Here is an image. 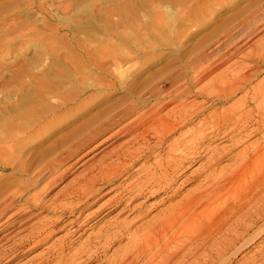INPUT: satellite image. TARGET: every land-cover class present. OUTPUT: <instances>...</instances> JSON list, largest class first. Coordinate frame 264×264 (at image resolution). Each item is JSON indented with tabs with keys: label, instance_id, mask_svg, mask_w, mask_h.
<instances>
[{
	"label": "rangeland",
	"instance_id": "374dc122",
	"mask_svg": "<svg viewBox=\"0 0 264 264\" xmlns=\"http://www.w3.org/2000/svg\"><path fill=\"white\" fill-rule=\"evenodd\" d=\"M263 49L264 0H0V183H12L1 191L6 188L15 191L18 185L26 183H33L34 186L24 192L16 201L19 202L12 204L13 208L10 206L0 218V264H113L114 260H118L129 241L127 235L120 239L113 237L115 232L119 229L139 233L141 230L137 228L142 222L156 218L158 214L187 199L200 185L198 189L205 188L211 180L204 178V172L210 166V160L216 156L222 157L215 165L216 173L219 174L222 168H230L236 153L231 139L240 138L239 132H227L223 138L220 135L219 139L204 142L201 157L182 162L176 176L171 178V185L165 190L142 193L131 189V184L146 180L141 170L143 165L149 167L156 160L168 157L166 144H163L150 155L142 156L128 169H121L118 177L107 183L96 182V192L83 197L82 203L77 204L78 200H74L66 208L53 205L65 203L71 191L86 182L92 169L110 162L113 155L121 151L140 130L139 121L133 124V119L148 111L144 120V126L148 127L152 122L150 116L154 106L160 102L180 100L182 97L177 96L181 89L192 86V91L182 99L195 100L203 108L201 114L191 118L190 124L179 131L184 132L191 127L195 129L198 120L208 113L220 112L236 104L250 87H263ZM60 70L64 73L63 78L59 75ZM246 71L250 77L252 75V79L243 84L237 76L239 72ZM194 72H205L206 76L202 81L195 80ZM220 74H224V80L237 74L236 78L229 81L235 80L241 84V88L231 97L218 99L193 89L197 82L202 87L211 84L219 86ZM43 83L49 84V89L61 88L59 96L77 90V95H80L76 97L78 104L104 95L105 100L100 102L102 105L99 108L113 103L128 107L130 103V106L135 105L139 109L131 111L124 120L107 131L90 138L86 144L79 143L86 136L79 133L73 140L64 142L60 149L54 148L42 155V150L54 139L71 132L80 121L90 116L86 115L66 125L62 123L64 126L58 125L60 128L56 124L53 134L47 136L44 142L40 141L45 135L41 132V126L47 118L51 120L55 117H44L41 114L44 113L41 112L44 107L41 106H46L50 101L46 108H52L58 103L56 99L59 97L50 93L44 98L40 91ZM46 97L49 100L45 102ZM143 100L148 104H144ZM176 104L171 101L162 113ZM256 104L253 102L248 108ZM73 105L66 110L62 106L57 109L59 112L63 109V112L71 111L70 117L66 116L72 119L75 116L73 110L79 111V114L80 110H85L81 105ZM38 109V115H34V110ZM27 115L34 118H27L26 121ZM20 120L25 123L24 127ZM12 123L18 129L13 130ZM253 127L249 125V130L242 131L241 135H247L256 128ZM18 131L22 136H9L10 132ZM179 132L172 137L179 136ZM260 136L252 133L248 136V144ZM8 137L19 144L13 150H4V141H10ZM67 146H71L70 154ZM37 173L43 175L37 176ZM49 183L51 186L44 189V185ZM263 195L264 191L258 202L252 201L246 208L237 211L226 224L210 227L208 234L201 239H193L196 235L194 231L186 232L188 235L182 234L184 237L181 238L185 241H177L172 250L184 247L190 249L189 254H193L163 264H202L211 258L213 263L209 264H264V234L256 244L253 243L256 236L254 240L251 239L258 231L264 233V215L255 221L249 231L244 232L239 242L236 241L229 251L220 255L222 258L218 255L219 259L215 253L222 246L220 244L230 238L228 232L239 221V216L253 205L264 206ZM35 198L42 202L39 207H36ZM74 202L76 204L71 207ZM63 218L65 221L61 222ZM43 221L47 225L51 224L53 231L40 243L19 246L21 240L27 239L24 236L36 226L44 224ZM69 221H75V224H68ZM123 226L125 229H122ZM202 228L199 227L196 232ZM61 239L65 240L66 249H53L52 246L60 245ZM200 244L203 249H200ZM235 249H239L238 252ZM74 255L76 259L72 257ZM256 255H260L259 258ZM137 264H141V261Z\"/></svg>",
	"mask_w": 264,
	"mask_h": 264
},
{
	"label": "bare ground",
	"instance_id": "6f19581e",
	"mask_svg": "<svg viewBox=\"0 0 264 264\" xmlns=\"http://www.w3.org/2000/svg\"><path fill=\"white\" fill-rule=\"evenodd\" d=\"M263 51H264V49H263ZM261 57L263 58V55ZM245 68H247V67H245ZM238 70H240V69H238ZM236 71H234V72H236ZM251 71H253V70H251ZM58 73H57V75H58ZM229 73H231V71H229ZM251 73L253 74L254 71ZM238 74H239L238 76H237V74L234 76L232 75V77L229 76L230 78H227L228 80H224V79H226V77L222 76L224 74H222V75L220 74L221 76H218V78L221 80V84L219 86H215V85H212L210 83L211 84V85L209 84L210 86L207 85L206 87H202V86H198V82H197L196 84L193 85L194 86L193 89H196L197 92L199 91L200 93H205L207 96L213 95V97L218 98V99H221V98L227 99V98L231 97V95L234 94L235 91H237L239 88H241L240 83L237 84L236 82H234L235 80L229 81V79L232 80V78H236L235 76H237V77H239V79L242 80L241 81L242 83L252 79L251 78L252 75L250 77V74L247 71L244 73L239 72ZM59 75H61V77H62L64 75L63 71H61L59 73ZM205 76H206L205 72H196L194 74L195 80L197 78L198 80L202 81V79L205 78ZM78 77H79V75H78ZM216 77H215V79H217ZM223 77H225V78H223ZM217 83L219 84V82H217ZM62 84L64 85L63 79H62ZM214 84H215V82H214ZM243 84H245V83H243ZM48 85H47V83L46 84L43 83L42 86L40 85L41 86L40 91L44 95V98L47 94H50V93H55L54 96H59L58 94L60 93L61 88H55L54 87L53 89L51 88L52 89L51 90V89H49L50 87L48 88ZM191 87L192 86L181 89V91L178 93L179 96H177V97L183 98V96H187L192 91ZM76 91H74V92H72L66 96L57 97L56 101H58V103L55 106L53 105L52 108H50L51 106L49 105L50 106L49 109H47L46 106L48 107V104L50 101L48 102V104H46V106L43 105V103H45L49 99L47 97H46L47 100L43 99V100H45V102L41 103V105H43L41 107L42 108L44 107L42 109L44 111L41 110V112H44V113H41V114H44L43 115L44 117H48L51 115H54L55 117H54V119L52 118L51 120L50 119L48 120V118H47L45 123L41 126L42 127L41 132H43V134H45L40 139V141H42V142H44V140L46 139L47 136H50L53 134V132H54L53 128H55L56 124H57V127L60 128L58 125H62V123L64 125H66L68 123H71V121H73V120L85 118L86 115H90V116L83 119L82 122L80 121L79 125L77 127L75 126L76 128H74V129L72 128L73 130L71 132L65 134L64 136H62L60 138L58 137V139H56V140L54 139V141L51 142L48 146L46 145L47 147H45L41 152L42 155L45 154L46 152H49L50 150H52L54 148L60 149L62 145L64 146V144H65L64 142L73 140V138L75 136H77L79 133L80 134H82V133L86 134V136H84L82 138L84 140H81L79 138L80 139L79 143L83 144L85 142V144H86L88 142V140H90V138H93L94 136H96L99 133L101 134V132H103V131H107L108 129L112 128V126L114 124L124 120L125 116H127L131 111L139 109L135 105L130 106V103L128 104L130 107L129 106L128 107H122L123 105H117V103L116 104L113 103L111 105H108L107 107L105 106L103 108H99L102 105L101 104L102 101L105 100L104 95L102 97H97L95 99H93V97H92L93 100H88V101L83 100V102H80L78 104L77 103L78 98L76 99V97H79L80 95L78 96ZM80 91H79V93H81ZM42 94L40 96H42ZM42 98H43V96H42ZM54 98H56V97H54ZM182 98L180 100L178 98L177 100H170L169 102L167 101L165 103L164 102L157 103L154 106V110L150 116V121L152 120V122L148 127L144 126V120H146L145 118H146L148 111L141 113L138 117L133 119L134 120V121H132L133 124L137 123L139 121L138 125H140V128H139L140 130L139 131L137 130L136 133L134 132L135 134L127 141L128 143L126 145H124L123 148L121 147L122 148L121 151H119L115 155H113V159L110 160V162L108 161V163H104V165L102 164V165H99V166L95 167L94 169H92L90 172V176L86 180V182L83 184H79L78 187L74 188L71 191V193L69 194L68 198L66 197L67 201L65 203H60L59 206H56L55 202L51 203V205H53L55 203L53 205L54 207H62V208H66V206L68 204L73 203L74 200L75 201L78 200L77 201V204H78L79 202H81V199L83 197H87L88 194L95 191L94 186H95L96 182L104 181L107 183L110 180L118 177L119 175H121L122 170L128 169L129 166H131L132 164H135L137 162V160L140 159L142 156L150 155L151 153H153L157 149L158 146L163 145V144H166V148H167L166 154H168V157H166V159L156 160L155 162H153L154 164L149 166V167H146L143 165L141 167V170L144 171L143 176L146 178V180L145 179L139 180L138 182H136V184H134V185L131 184L132 185L131 189H133V190L135 189V190L142 192V193H144L146 191H151V192L155 191V193H156V191H158V190H160V191L165 190L166 187L171 185L170 182L174 178L173 176L181 168L180 164L182 162H187L188 160H190V161L195 160V159L201 157V155H200L202 152L201 148L204 146V144H205L204 142L213 141L214 139H219V138H221V136L223 138V136L225 134H227V132L228 133L239 132L240 138L231 139L234 141V149L233 150L236 151V153L233 156L234 164L232 166L230 165V168H222L221 172L218 174V173H216L215 165H217V163H219V161L222 160V157L216 156L215 159L213 158L214 161H213L212 157H210V159H212V160H210L211 164L206 169V171L204 172L206 174H205V177L204 176L203 177L208 181L211 180V182H210V184H207V186L205 185L206 186V187L204 186L205 188L198 189L201 186L200 185L197 188L198 190L195 189L194 190L195 192L193 191L192 192L193 194L188 196L187 199L180 201L178 204L174 205L169 210L167 209L168 211H165V212L163 211V213L158 214V216L156 218L142 222V224L139 225L137 228L138 230L142 231V232L140 231L141 233L140 232L137 233L138 231H136V232L134 231L132 233V232H129L130 230H125L123 232L122 229H125V227H124L125 225L123 226L124 228H122V229L119 227L122 231H120L118 229L119 231L117 230L113 237H117V239H120V238L125 237V235H127L129 243L127 244L128 246H126V244H125V246L127 248L123 249V250H125L124 253L122 252L123 253L122 256L118 260H116V261L114 260L113 264H137L140 261H141V264H152L154 262H156V263L159 262L160 264H163V262L171 261L174 258L176 259V258L182 257L184 259V257H187L191 253L193 254V252H191L189 254V250H190L189 248H188L189 249L188 250L184 247H179L178 249L175 248V250H172L177 241H179V240L183 241V238H181L183 236L182 234L185 235V234L189 233L188 231H194L196 233V235L193 236V239H196V240L201 239L204 235H206V233L210 227H213V226L218 227L220 225L226 224L229 220H231V218L234 216V214H236L237 211L243 210L252 201L258 202L260 200L259 196H260L261 192L264 191V85H263V87L262 86L261 87H256V86L250 87L247 90L246 94L236 104H234L230 107L223 108L220 112L212 111V112L208 113L203 119H201L200 121L198 120L199 123H198V126L195 127V129L191 127L190 129H187V131L179 132L184 127H187L190 124V121H192L191 118H193L196 115L201 114V111L203 110V108L201 106L202 104H200V103L198 104L195 100L189 101L187 99H182ZM171 101H175L177 104L174 107L168 109L165 113H162V111L168 106V104ZM253 102L257 103L256 106H254L252 108L251 107L248 108L250 106V104H252ZM143 103L148 104V102L147 101L144 102V100H143ZM52 104L53 103L51 102V105ZM73 104H77V107L79 105H81L80 107L83 108V110L85 108V110L83 112H81L82 110H80V114H79V111L76 112L75 110H73L72 113L74 114V112H75V116H74V118L71 117L72 119H70V118H68V116H66V115H69V117H70L71 111H68V112L64 111L63 112V110H64L63 109L62 111L59 112V108L57 109L58 106L59 107L62 106V107H65V110H66V108L68 109V107L70 105H72V107H73L74 106ZM75 108H76V106H75ZM39 109H38V111L34 110L33 113L36 112V114H34V115H38L37 113L39 112ZM50 110H51V112H50ZM27 111L29 113L31 110L28 109ZM76 113H78L79 115H76ZM89 113H92V114H89ZM55 114H59V116H56ZM27 118H29L31 120L34 117L31 116V118H30V116L28 117V115H27L26 121H27ZM42 118H40V119L43 120L44 118L43 119ZM68 119H70L69 122H68ZM30 120H28V122H30ZM20 121H22V120H20ZM16 122L17 121H15V123ZM32 122L33 121H31V123ZM207 122H208V125L206 124ZM22 123H24V122L22 121ZM22 123H21V125H22ZM35 124H37V123H35ZM131 124H129V126ZM29 125H31V124H29ZM64 125H62V126H64ZM249 125H253L256 128L253 127L255 129L254 130L251 129V131L247 135H241L242 131L249 130ZM22 126L24 127L25 123ZM91 126H94L93 127L94 129H92V128L90 129ZM11 128H10V131L12 129L14 130V128L18 129V126L14 125V127L12 129ZM83 129H84V131H83ZM19 131H20V129H19ZM19 131L18 132H12V133L10 132L9 136L22 134ZM130 131H133V130L130 129ZM177 132H179V136L172 137L173 134H176ZM23 133H26V132H23ZM252 133H255L257 135L261 134V136L259 137V139H257V140L254 139L255 141H253V142L250 141V143L248 144V141L250 140V137H248V136H250ZM20 136H22V135H20ZM8 138L10 141L9 142L7 140L4 141L5 142L4 150H8V149L13 150L16 146L19 145V144L17 145L14 143V141L16 142L15 139H13L14 141H11L12 139L10 137H8ZM75 139H77V138H75ZM32 140H35V139H32ZM21 142H23V141H21ZM28 142H29V140H28ZM28 142H27V144H28ZM73 145L74 144H72L71 146H73ZM71 146H67V148H66L68 150L67 151L68 154H70L72 152ZM4 152H6V151H4ZM0 155H1V149H0ZM4 155H5V153H4ZM6 156H7V153H6ZM0 157H2V155ZM6 160H3V161H6ZM120 170H121V172H120ZM42 173L41 174L37 173V176H39V174L43 175ZM143 176H142V178H143ZM35 181H37V180H35ZM35 181H34V183H35ZM11 184H12L11 182H10V184H7L5 182L0 183V218L2 217V215H4L6 210L8 211V209H10V206H12V204H14L18 199L21 198V196L24 192H27L31 188V186L34 187L33 183H28V184L26 183L24 185H20V186L18 185L17 186L18 188L15 189V191L12 188L11 191L13 190L14 192L7 190V188L5 191H1L2 188L9 187ZM44 186H43L44 189H47V188H49V186H51V184L50 183L45 184ZM44 189H42V190L44 191ZM9 191H10V194H9ZM39 194H42V193L40 192ZM236 197H238V199H236ZM261 198H262V196H261ZM27 200L29 201V199H27ZM36 200L37 201H34V202H36V207L37 206L39 207L42 202H40V199H36ZM18 202H16V203H18ZM75 204L76 203L74 202V204L71 205V207L74 206ZM33 205H35V204H33ZM13 206H12V208H13ZM31 207H33V206H31ZM252 213H255V215H253ZM263 215H264V206L259 207V204H258L256 206L253 205V207L251 206V208L247 209V211L244 212L243 215L239 216L240 217V219H238L239 221L235 222L234 227L228 232V235H230V238L223 241V243L220 244V246L221 245L222 246L219 249L217 248L218 250L216 252L214 251L217 254V257H218V255L220 256L221 254L225 253L226 250L229 251V248L231 249V246L242 237L244 232L249 231L252 228V225L255 224V221L259 220ZM58 221L60 223V219ZM62 221H65V219L64 218L61 219V222ZM44 222L45 221H43V223ZM47 222L49 223V221H46V223ZM68 224H75V221H69ZM36 227L37 228L29 231L28 234H26V236H24L27 239L21 240L19 246L22 245L25 247L27 244L40 243L46 238V236H48L53 231L51 224L47 225L44 223V224H40ZM126 227H128V226H126ZM199 227H201V228L203 227V228L200 229L198 232H196L199 229ZM134 228H136V227H134ZM132 230H134V229H132ZM122 232H123V234L119 235ZM43 234H47V235L43 236ZM263 234L264 233L262 231L256 232L251 238V239H253L256 236V239L255 240L253 239L254 240L253 243L256 244L255 242H257L258 240H261V238H263ZM190 235H192V234H190ZM212 236H215V235H212ZM246 239H249V238L246 237ZM251 239H249V241ZM112 240H113V238H112ZM108 241L110 242V240H108ZM202 241H204V240H202ZM208 241H210V240H208ZM195 245H196V243H195ZM190 246H192V245H190ZM200 246H201V244H200ZM241 246H242V248H244L242 244H241ZM54 247L60 249L61 251H64L66 249L65 240L61 239L60 245L58 247L55 245L52 246L53 249H54ZM203 248L201 246L200 249H203ZM262 248H263V245H262ZM185 250H188V251H185ZM238 250L235 249V251H237V252H238ZM196 251H197V249H196ZM211 254H214V253H211ZM235 254H236V252H235ZM256 256L258 257L260 255H256ZM72 257L75 258V255ZM192 257L196 258V255L195 256L193 255ZM204 257H206V255ZM241 259H243V258H241ZM198 260L199 259H197V261ZM253 260H254V258L252 259V261ZM256 260H257V258H256ZM211 261H212V258L209 260H205L203 263L202 262L201 263L202 264H209ZM249 261L251 262V260H249ZM211 263H213V262H211ZM245 263L247 264V262H245ZM164 264H166V263H164Z\"/></svg>",
	"mask_w": 264,
	"mask_h": 264
}]
</instances>
